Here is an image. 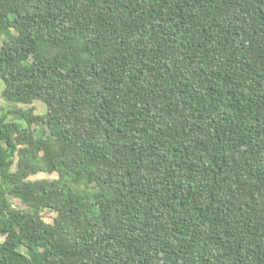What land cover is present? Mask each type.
<instances>
[{
    "label": "trees",
    "instance_id": "1",
    "mask_svg": "<svg viewBox=\"0 0 264 264\" xmlns=\"http://www.w3.org/2000/svg\"><path fill=\"white\" fill-rule=\"evenodd\" d=\"M0 77V264H264V0H0Z\"/></svg>",
    "mask_w": 264,
    "mask_h": 264
},
{
    "label": "rangeland",
    "instance_id": "2",
    "mask_svg": "<svg viewBox=\"0 0 264 264\" xmlns=\"http://www.w3.org/2000/svg\"><path fill=\"white\" fill-rule=\"evenodd\" d=\"M4 86H5V83L2 80V78L0 77V119L5 118L6 120H15V121H18L20 123H24L20 119L17 110L18 109H25V108H29V107H34L35 113H37V114L46 113L47 106L45 105V103H43L40 100H36L31 104L15 103V102L7 100L5 98V96L3 95ZM33 128H34V132H35L36 137H45L49 134V128H48L47 124L44 122L39 121V122L35 123ZM31 178H33V179H39V178H56V179H59L60 177L58 176L57 173L39 172L35 175H32ZM63 182L71 184L73 186H79L78 183L76 181H74L73 179H67V180L62 179V183ZM15 203L18 207H24V205L18 199H16ZM42 215L45 218V220L51 222L54 220L56 213L53 212L49 208H43L42 209Z\"/></svg>",
    "mask_w": 264,
    "mask_h": 264
}]
</instances>
